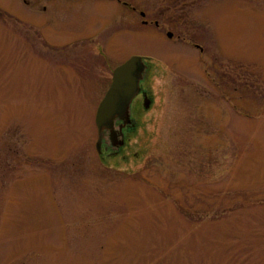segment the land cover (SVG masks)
Segmentation results:
<instances>
[{
  "label": "rangeland",
  "instance_id": "374dc122",
  "mask_svg": "<svg viewBox=\"0 0 264 264\" xmlns=\"http://www.w3.org/2000/svg\"><path fill=\"white\" fill-rule=\"evenodd\" d=\"M121 1L0 0V264H264V0Z\"/></svg>",
  "mask_w": 264,
  "mask_h": 264
},
{
  "label": "water",
  "instance_id": "95a60500",
  "mask_svg": "<svg viewBox=\"0 0 264 264\" xmlns=\"http://www.w3.org/2000/svg\"><path fill=\"white\" fill-rule=\"evenodd\" d=\"M167 36L171 37V34L168 33ZM146 69L144 58L132 56L113 70L109 87L96 109L94 118L97 129L95 148L98 153L101 152L104 136L113 148L123 146L122 129L131 125L130 107L140 93V83L144 79ZM149 104L150 100L145 97L144 108L147 109ZM117 120L121 121V124L116 127Z\"/></svg>",
  "mask_w": 264,
  "mask_h": 264
},
{
  "label": "flooded vegetation",
  "instance_id": "af4514ba",
  "mask_svg": "<svg viewBox=\"0 0 264 264\" xmlns=\"http://www.w3.org/2000/svg\"><path fill=\"white\" fill-rule=\"evenodd\" d=\"M114 1H116V2H118V3H120V4H122V6H125L126 8H129L128 7V5H127V3L126 2H122L121 0H114ZM139 16L141 17V18H144V13L143 12H139ZM148 23L145 21V20H143L142 22H141V25H147ZM155 24H157L156 22H155ZM145 63H146V65H147V69H146V72H145V76H146V73L148 72V63L146 62V60H145ZM145 76H144V78H145ZM141 86V85H140ZM145 97H147L148 98V93H147V91H146V89L143 87V86H141L140 87V93L136 96V98L133 100V102H132V104H131V107H132V105H133V103L135 102V101H139V100H142V101H144V99H145ZM150 101H151V99H150ZM131 107H130V117H131V112H132V110H131ZM131 120H132V118H131ZM121 124V121H119V120H117L116 122H115V125H116V127L118 126V125H120ZM135 126V123L133 122V120L131 121V125H126V126H124L123 127V129H122V133H123V141H124V137H125V133L128 131V130H130V129H132L133 127Z\"/></svg>",
  "mask_w": 264,
  "mask_h": 264
}]
</instances>
